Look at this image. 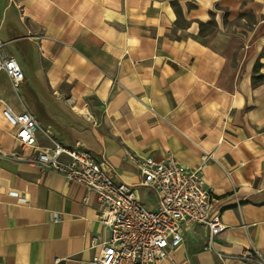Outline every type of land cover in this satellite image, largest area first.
I'll list each match as a JSON object with an SVG mask.
<instances>
[{
	"label": "crops",
	"instance_id": "crops-1",
	"mask_svg": "<svg viewBox=\"0 0 264 264\" xmlns=\"http://www.w3.org/2000/svg\"><path fill=\"white\" fill-rule=\"evenodd\" d=\"M7 57L24 79L14 88L0 69V100L37 119V146L80 142L149 208L138 157L196 168L211 155L202 174L225 227L210 240L185 224L160 264L264 255V0H0ZM35 153L0 111V264H91L90 238L108 235L95 194Z\"/></svg>",
	"mask_w": 264,
	"mask_h": 264
},
{
	"label": "built area",
	"instance_id": "built-area-1",
	"mask_svg": "<svg viewBox=\"0 0 264 264\" xmlns=\"http://www.w3.org/2000/svg\"><path fill=\"white\" fill-rule=\"evenodd\" d=\"M0 69L10 77L14 88L24 79L13 57L1 59ZM0 111L16 142L36 149L28 157L29 163L43 172H57L95 194L101 206L98 219L108 235L90 238L91 264H160L170 249L182 243L185 224L206 227L210 240L224 229L220 214L213 211L211 192L202 174L211 158L208 152H202L196 168L183 167L171 154L160 159L152 155L138 157L140 185L151 190L156 200L155 206L149 208L135 187L114 180L103 156L96 158L80 142L72 147L57 143L38 147L39 123L30 112L17 113L4 100H0ZM9 194L25 202L18 192L11 190ZM52 218L59 220L58 213L54 212ZM235 257L245 264H264V255L253 247L244 248Z\"/></svg>",
	"mask_w": 264,
	"mask_h": 264
},
{
	"label": "rangeland",
	"instance_id": "rangeland-1",
	"mask_svg": "<svg viewBox=\"0 0 264 264\" xmlns=\"http://www.w3.org/2000/svg\"><path fill=\"white\" fill-rule=\"evenodd\" d=\"M140 192H141V191H140ZM138 194H139V192H138ZM141 194H142V199H143L144 201H148V198L145 197V193L142 192ZM146 194H148V193L146 192ZM139 197H140V195H139ZM146 205L148 206L147 203H146Z\"/></svg>",
	"mask_w": 264,
	"mask_h": 264
}]
</instances>
